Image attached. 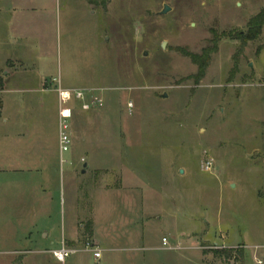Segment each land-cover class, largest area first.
Listing matches in <instances>:
<instances>
[{"label":"rangeland","instance_id":"374dc122","mask_svg":"<svg viewBox=\"0 0 264 264\" xmlns=\"http://www.w3.org/2000/svg\"><path fill=\"white\" fill-rule=\"evenodd\" d=\"M9 5L13 20L21 5L34 9L27 36L3 23ZM263 8L0 0V90L39 66L52 84L84 91L81 108L92 109V139L69 137L76 155L92 148V166L74 180L75 238L65 242L74 252L64 262L45 253L42 264H264V24L243 40ZM204 48L210 60L197 80L184 53ZM94 249L98 262L87 259Z\"/></svg>","mask_w":264,"mask_h":264},{"label":"crops","instance_id":"0c3cea01","mask_svg":"<svg viewBox=\"0 0 264 264\" xmlns=\"http://www.w3.org/2000/svg\"><path fill=\"white\" fill-rule=\"evenodd\" d=\"M21 7L23 12H15L13 20L16 9L9 5L6 9L12 21L3 19V23L14 31L17 22L23 37L29 33L24 21L28 22V12L34 9ZM27 74L23 85L8 81L0 90V264H42L46 261L43 254L75 238L74 180L76 173L84 175L92 166V148H82L76 155L73 148L61 151L59 146L62 104L58 89L76 88L52 84L46 69L39 66L31 67ZM15 93L20 94L17 99L9 97ZM22 106L23 115L16 114ZM65 106L71 109V116L65 119L68 136L78 133L83 143L91 140L92 109L83 110L81 100L75 99ZM9 107L13 112L5 114ZM88 254L87 259L98 262Z\"/></svg>","mask_w":264,"mask_h":264},{"label":"built area","instance_id":"2783aa9c","mask_svg":"<svg viewBox=\"0 0 264 264\" xmlns=\"http://www.w3.org/2000/svg\"><path fill=\"white\" fill-rule=\"evenodd\" d=\"M59 99L60 103L62 104V107L59 111L60 116V130H59V146L61 151H67L68 145H69V136L66 132L67 125L65 122V119L69 118L71 116V109L67 106L68 101L75 99V100H84L85 99V93L84 91L80 89H71V90H64V89H58ZM92 100L89 101V104L92 105ZM101 105V103H100ZM208 164V163H207ZM166 239H162V244L166 245ZM74 251L67 247V245L62 242L60 244V247L57 249H53L51 251L52 257L58 261V262H64L66 258H68ZM91 254L94 259H99L101 257V252L98 249H94L91 251ZM262 262L259 260L257 261V264H261Z\"/></svg>","mask_w":264,"mask_h":264},{"label":"trees","instance_id":"16d2710c","mask_svg":"<svg viewBox=\"0 0 264 264\" xmlns=\"http://www.w3.org/2000/svg\"><path fill=\"white\" fill-rule=\"evenodd\" d=\"M263 24H264V8L248 22V31L246 35L243 36V40L255 39L259 35ZM215 47L216 45L213 46V50H211V52L215 50ZM184 55L189 57L190 60L197 66V72L194 75V78L197 80L201 79L205 73L208 62L210 60V51L207 50V48H204L201 54H193V53L185 52ZM215 252L217 253V255H224L225 257H231L232 251L221 250Z\"/></svg>","mask_w":264,"mask_h":264},{"label":"water","instance_id":"95a60500","mask_svg":"<svg viewBox=\"0 0 264 264\" xmlns=\"http://www.w3.org/2000/svg\"><path fill=\"white\" fill-rule=\"evenodd\" d=\"M169 10V7L167 5H164L162 10H161V14H165L167 11ZM164 46V43H162V47ZM145 55V54H144ZM162 97L164 98L165 95L163 94ZM82 172H84V170H82Z\"/></svg>","mask_w":264,"mask_h":264}]
</instances>
